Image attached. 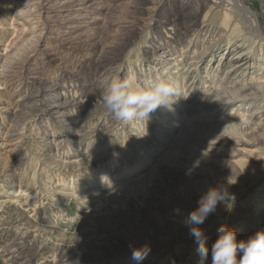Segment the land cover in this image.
<instances>
[{"label": "rangeland", "instance_id": "obj_1", "mask_svg": "<svg viewBox=\"0 0 264 264\" xmlns=\"http://www.w3.org/2000/svg\"><path fill=\"white\" fill-rule=\"evenodd\" d=\"M48 1L0 0L2 48L16 35L10 7L27 16L38 14ZM246 1L264 26V0ZM54 3L50 4L54 10H41V20L30 26L34 33L12 52L9 60L16 68L0 67L15 72L9 82L0 75L4 88L0 91V264H133L130 245L146 244L151 251L141 264H199L198 245L183 221L201 195L211 187L226 185L232 175L237 176L236 183L228 185L236 196L233 210L220 204L201 225L209 248L221 226L236 230L238 240L264 229V142L236 144L240 139L254 141L242 133L245 129L255 133L254 124L264 123L263 103L251 99L239 104L236 98L231 103L202 106L218 99L221 90L235 97L232 88L264 84V73L260 79L252 74L264 64V45L256 49L258 39L239 25L235 30L249 39L246 47L251 45L245 53L253 50L257 61L247 71L246 67L232 70L231 59L239 51L231 50L227 62L219 64L228 53L215 60L225 49L222 39L234 30L235 21L227 22L225 11L205 0ZM226 24L230 25L227 31ZM203 27L212 32L211 37L198 36ZM172 40L177 41L175 54L167 58L174 48ZM161 58L167 60L159 65ZM168 63L172 65L166 68ZM100 65L105 67L102 72ZM167 71L175 73L167 80L180 94L171 108H157L148 121L117 122L105 113L82 124L75 135L71 133L83 109L95 104L93 94L106 89L110 80L129 79L134 88L142 89L166 81ZM235 71L249 78L235 80ZM229 76L234 83L228 84ZM30 93L36 99L26 100ZM58 103L67 105L53 110ZM28 107H33L32 112L16 122V111ZM236 113V118L226 119ZM162 162L183 180L171 190L175 201L167 204L180 211L175 217L163 212L152 216L149 220L159 232L150 235L135 211L159 178ZM202 172L209 178L195 184L196 174ZM256 198L263 201L257 208L249 206L259 221L254 225L244 218L234 221L232 215L249 214L240 207ZM118 227L127 233L117 235L121 242L113 249L120 250L112 254L117 241L110 237ZM205 264H211L210 254Z\"/></svg>", "mask_w": 264, "mask_h": 264}, {"label": "bare ground", "instance_id": "obj_2", "mask_svg": "<svg viewBox=\"0 0 264 264\" xmlns=\"http://www.w3.org/2000/svg\"><path fill=\"white\" fill-rule=\"evenodd\" d=\"M205 1L206 2H210L213 5H216L217 8L223 9L225 12L222 13V14H224V16L226 17V21L227 22H228V20L231 21L232 19L235 21L234 26H233V24L231 25V26L234 27V30H231V34L228 37H226V40L225 39H222V41H224L225 42V45H226L225 46V49H223V52H221L220 54H218V56L216 57L215 60H217V58H219V57H223V55H224L223 53L224 52H226V53L228 52L226 54V56L224 57V59H221L220 62H219V64L221 62H222V64H225L227 62L228 58H229V55H230L231 50L232 51L233 50H238L239 52L237 53V55H239V56H237V57L234 56L231 59V63L233 64L232 67L234 68L232 70H238V71H240V70H242V68H245V67H246V69L244 71H247V70L251 69L252 68L251 67L252 66L251 65V62H253L255 60L257 61L256 55H255V52L253 50H251L250 53L249 52H246L245 53L246 48L247 47L248 48L251 47V45H249V44H247V47L245 46L246 43H249L250 41H249V39H247V37L245 36V34H244L243 31L237 32V29H238L237 27H240L239 25H241V27L243 26L242 28H245L246 30H248V32L252 36H254V39H255V37H256V39H258V42H259L258 46H256V42L251 43V44H253L252 46H256L257 47L256 49H258V47H262L264 45V26H263V24H262V22L260 20L259 15L253 10V8L251 7V5L246 0H205ZM48 4L49 5H47V6L46 5H43L42 8H40V12H38V14L37 13L30 14L29 13L30 15H27V16L26 15H22L21 13H18L16 7H10V14L13 16V19L15 20V33H16V35H15V38L13 40H9L8 42L5 43L4 48H2L4 43H0V67H2V68H10L11 67V69L16 68L15 65H17V64L11 62L9 60V58L12 57V52H17L20 49L19 48L21 46V43L20 42H27L26 40H28V36L30 34H33L34 33L33 32V29L34 28H31L30 26L37 19L41 20L40 19L41 16H42L41 15L42 14L41 10H44L46 12H48V11L50 12V11L54 10L53 7H52V5L50 6V4L56 5L54 3V0L48 1ZM190 5H192V4H190ZM62 8H63V6H62ZM235 15H237L236 17L239 18L238 21L235 19V17H234ZM109 22L110 23H113L112 20L111 21H108L107 20V23H109ZM36 23H38V22H36ZM117 24H119V23H117ZM209 26L210 25H207L206 27H209ZM229 26L230 25H227L226 24V27H227L225 29L226 31H227V29H229ZM206 27H203L200 30V32L198 31L199 32L198 33V36L199 37L200 36L207 37L209 35V33H212V32H210L208 30V28L206 29ZM235 27L237 28L236 30H235ZM170 44H171L170 45L171 47H174V45L177 44V41L172 40ZM217 44H220V40H217V42H216V49H218V47H217L218 45ZM194 46L198 47L199 46V43L196 42L194 44ZM112 47H113V45H111V44L108 45V48L109 49L112 48ZM214 48L215 47L213 46V48H211V49H214ZM208 49L209 48H207L206 50H208ZM173 54H175V47L172 48V51H169L168 52V55L166 57L168 58L169 56H172ZM248 54H250V57H249ZM167 58L166 59L161 58L160 60H158L159 65L162 64V61L167 60ZM222 60H224V61H222ZM168 61L170 62L172 60L171 59H168ZM171 65H172L171 63H168L166 65L167 67L166 66L165 67L166 68H169V67H171ZM210 65H211V62L208 64L207 67H210ZM99 68H100V70L102 72L105 67L100 65ZM172 69L175 70L174 67ZM263 70H264V64H261V70H255V72L252 73V74H255L256 75V79H260V78H262L261 75L264 73ZM113 71H116V68L115 67H114V69H112V72ZM11 73H13V74L11 75ZM14 73L15 72H13L11 70H9V71L0 70V75H2L1 77L3 79H6L7 82L13 81L12 79L15 78ZM208 73H209V75H211L210 74L211 71L208 72ZM248 73L250 74L251 72L248 71ZM209 75H208V77H209ZM234 75L237 76L238 75V72L235 71V74ZM167 76H166L167 77L166 78V82H169L170 84H172L171 81H169V80H172L170 78V76L171 77H175V73H169L168 72V75ZM190 77H191V80H193V75L190 74ZM247 78H249V75L244 76V75L241 74V75H238L235 80L243 81V80H245ZM167 79H169V80H167ZM251 79H255V78L254 77H251ZM227 82H228V84H231L232 82L234 83V81H231L230 76L228 77ZM194 84H195V81H194L193 85ZM197 84L198 85L200 84L199 83V80H198V83ZM193 85H192V87H193ZM175 87H176V89H178L177 86H175ZM249 88L250 89H248V88L245 87V88H241V89H238V90H236L237 88L230 89V91H235L236 92L235 97L228 96L227 95L228 93H226L227 92V89L226 90H221L218 93L219 95L216 96V98H218V99H211V100L208 101V103H206L207 105L204 104L202 106H204V107H210L212 105H220L222 101H228V102L231 103V102L236 101V98H240L239 104H242L243 103L242 101H244V100H251V99H255V100L257 99L258 101L260 100L263 103V105H262V107L260 109H264V84L249 86ZM3 89H4L3 87H0V91H2ZM237 91H240V92H237ZM101 93H102L101 91H96V93L93 94L92 101L95 99V102H94L95 104H93V103L91 104L90 103L86 107L87 108L86 110L83 109V116L81 115L78 118V120H79L78 124L79 125L74 130H72L71 133H74V135H75V133H78V130L80 129V126L82 124H86L89 121L94 120L98 116H100V117L101 116H104L105 113L106 114L109 113L104 108L103 104L100 102ZM36 97L37 96H34L33 93H30L27 96L26 100L36 99ZM178 98L179 97L176 98L175 102L178 101ZM66 105H67V103H62V104H59L58 103L57 105H55V107H53V110H57L56 108H58V107L59 108L60 107H64ZM32 110H33V107H28L26 109L24 108V109H20V110L16 111L15 116H14L15 117V121L16 122L23 121L24 117L25 116H28L32 112ZM188 110L191 111L192 110L191 107H188ZM188 114H190V113H188ZM237 116H238L237 113L236 114H229L226 117V119H234ZM254 125H255L254 127H256L257 128V131H259V132L256 131L255 133H253V130L254 129H251V132L249 133L245 129V132L243 131V133H242V135H244V136L245 135L247 136V134L250 135V136H252L254 138V141H249L248 142V141H244V140H241L240 139L236 144L256 145L258 143L260 144L261 142H264L263 141L264 140V123H262V124L255 123ZM76 137H78L77 134H76ZM135 140H140V138L139 139H135ZM216 144H218V145L220 144L221 145L223 143L216 142ZM211 152H215V153L218 154L221 151H218L217 149H213ZM142 167H140V168L142 169ZM138 169H139V167H138ZM143 169H145V168H143ZM158 176H159V178L158 179H155L154 182L152 183V186H151L150 191L148 192V196H147L146 201L145 200H140L141 198L140 197L139 198L137 197V199L140 200V206L135 211L136 216L138 217V219L140 221H142L144 228L147 229L148 232H152L150 235H154V234H156V233L159 232L158 226H156L153 223L152 220H149L152 216L159 217L162 212L163 213H170V215H173V217H175V216L178 215V213L176 211H173V209H171V207H169L167 204L169 202L175 201V199H176V198H174L175 194L173 192H172L173 193L172 194L171 193V190L173 188H175L177 185H181L182 182H183V180L178 175V173L174 172L164 162H162V167L160 168V171H159ZM204 178H207L208 179L209 178V175H206L203 172L202 173H197L196 174V177L194 179V180H197V183H195V184H198L199 182L203 181ZM127 192H129V191H127ZM133 200H135V199H133ZM259 201H263V200L262 199H257V198H256V200H253V202L251 200H249L248 204H246L247 206H245V207H242L241 206L240 208H243L245 210L244 213H247V211L248 210L250 211V209H251L250 206L252 208H253V206L257 208V204H259L258 203ZM143 202H144V205H143ZM243 204H245V202ZM248 213L249 214L240 215V216L232 215L231 217L235 218L234 221H239L242 218H244V220H249L248 221V224L249 225H254L256 222L259 221V216H258L257 213H251V211L248 212ZM236 217H237V219H236ZM119 229L120 228L118 227V229H117L118 231H116V233L114 232V234L111 235V237H110L111 238V241H112V239H115V241H117V242H115V244L114 243L112 244V252H113L112 254H116L117 252L119 253V250H120V249H118L119 247H116V249H113L115 247V245H118L121 242L120 241L121 238L117 237V235L125 236L126 233H127L126 231H121V230L119 231ZM160 232H162V231H160ZM113 242H114V240H113ZM63 258H64V255H63ZM142 262H144V260ZM133 264H136V263H133Z\"/></svg>", "mask_w": 264, "mask_h": 264}, {"label": "clouds", "instance_id": "obj_3", "mask_svg": "<svg viewBox=\"0 0 264 264\" xmlns=\"http://www.w3.org/2000/svg\"><path fill=\"white\" fill-rule=\"evenodd\" d=\"M180 95L176 87L166 81H158L142 89L133 87L131 80H110L100 96V102L109 112L114 121H148L150 114L159 107L171 108ZM237 176L227 178L226 185L209 188L184 219L183 223L189 228V235L197 243L200 256L199 264H205L211 255V264H264V229L252 234L247 239L238 240L236 230L227 225L218 230V238L209 248L205 229L201 227L205 220L213 214L217 206L222 204L231 212L235 206L236 196L229 191L228 185L235 184ZM179 208L176 212H179ZM132 259L136 264L146 258L151 251L149 245L134 247Z\"/></svg>", "mask_w": 264, "mask_h": 264}]
</instances>
